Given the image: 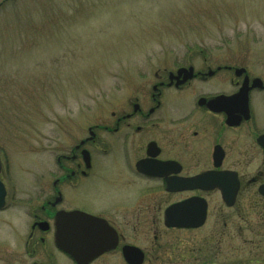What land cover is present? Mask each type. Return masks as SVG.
Segmentation results:
<instances>
[{"label":"flooded vegetation","instance_id":"af4514ba","mask_svg":"<svg viewBox=\"0 0 264 264\" xmlns=\"http://www.w3.org/2000/svg\"><path fill=\"white\" fill-rule=\"evenodd\" d=\"M203 59L69 127L24 198L9 201L1 166L0 213L12 206L23 232L0 264H264V79Z\"/></svg>","mask_w":264,"mask_h":264},{"label":"rangeland","instance_id":"374dc122","mask_svg":"<svg viewBox=\"0 0 264 264\" xmlns=\"http://www.w3.org/2000/svg\"><path fill=\"white\" fill-rule=\"evenodd\" d=\"M203 57L264 79V0L4 1L0 154L9 201L29 194L31 170L45 169L69 127L108 117L113 97L147 73L185 61L199 68ZM19 222L12 206L0 213V248L19 243Z\"/></svg>","mask_w":264,"mask_h":264},{"label":"water","instance_id":"95a60500","mask_svg":"<svg viewBox=\"0 0 264 264\" xmlns=\"http://www.w3.org/2000/svg\"><path fill=\"white\" fill-rule=\"evenodd\" d=\"M2 1H4V0H0V3H1ZM191 72H192L191 69H189L188 71L181 70V71L178 72V76H180L181 74H184V75L188 78V75H190ZM244 73H245L244 69H237V70H235V76H236V77H240V76H241L242 74H244ZM245 83H246V81H245ZM259 84H260V81H259L258 79L253 80L252 88L257 87ZM243 89H244V88H243ZM243 89L240 91V94H238V95L236 96V98H239L241 95H245V96L247 95V91H248V89H247V88H246L245 90H243ZM240 98H241V97H240ZM4 195H5V193H4V191H3V186H2V184L0 183V207H1V205H2Z\"/></svg>","mask_w":264,"mask_h":264}]
</instances>
